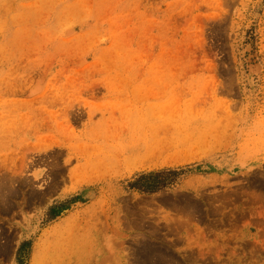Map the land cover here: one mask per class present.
I'll use <instances>...</instances> for the list:
<instances>
[{
    "label": "rangeland",
    "instance_id": "obj_1",
    "mask_svg": "<svg viewBox=\"0 0 264 264\" xmlns=\"http://www.w3.org/2000/svg\"><path fill=\"white\" fill-rule=\"evenodd\" d=\"M0 264H264V0H0Z\"/></svg>",
    "mask_w": 264,
    "mask_h": 264
},
{
    "label": "trees",
    "instance_id": "obj_2",
    "mask_svg": "<svg viewBox=\"0 0 264 264\" xmlns=\"http://www.w3.org/2000/svg\"><path fill=\"white\" fill-rule=\"evenodd\" d=\"M183 174V171L163 170L146 175H140L130 184V188L147 194L157 193L176 184L177 179Z\"/></svg>",
    "mask_w": 264,
    "mask_h": 264
}]
</instances>
